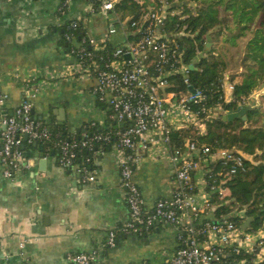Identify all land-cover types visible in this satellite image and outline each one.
<instances>
[{
	"label": "crops",
	"instance_id": "0c3cea01",
	"mask_svg": "<svg viewBox=\"0 0 264 264\" xmlns=\"http://www.w3.org/2000/svg\"><path fill=\"white\" fill-rule=\"evenodd\" d=\"M58 5L59 0H0V93L5 95L0 114L13 111L26 90L37 86L31 103L38 119L65 122L73 133L87 122L105 129L116 122L93 93L95 78L66 49L63 26L79 18L97 45L105 38L114 47L126 40L125 26L111 13L104 18L87 13L84 0L73 1L59 19ZM111 22L115 31L106 36ZM24 154L27 168L11 178L0 172V264H70L68 255L92 249L98 250L93 264H164L180 246L181 224L156 221L142 235L118 231L128 208L111 148L97 152L93 180L86 182L76 166H62L56 152L33 145ZM193 178L198 190L204 189L201 168ZM133 180L147 210L173 195L174 164L160 141L135 166ZM208 211L200 219L209 217ZM110 230L117 231L116 244L105 247Z\"/></svg>",
	"mask_w": 264,
	"mask_h": 264
},
{
	"label": "built area",
	"instance_id": "2783aa9c",
	"mask_svg": "<svg viewBox=\"0 0 264 264\" xmlns=\"http://www.w3.org/2000/svg\"><path fill=\"white\" fill-rule=\"evenodd\" d=\"M73 1L75 0H59V19L66 14L64 10H68ZM84 1L87 13L96 16L111 13L116 17L117 24L125 26L126 40L108 53L103 52L107 42L105 38L97 45L86 33L75 35L74 31L79 24L83 27L79 18L64 22V39L70 44L68 52L77 58L83 72L95 78L93 93L99 103L108 107L116 124L105 128L103 132L91 135L83 132L79 139L72 137L52 143L46 122L40 121L32 113L31 98L38 90V87L34 86L26 90L22 101L11 114H0L1 175L11 178L17 171L29 166L24 154L25 141L44 143L46 154L49 150L56 152L59 163L64 167L74 166L73 160L78 149H91L94 142L110 143L128 208V217L118 228L121 234H145L156 221L181 224V244L164 264H221V257L228 248L233 252H239L241 249L254 252L256 247L263 244L264 222L255 232L244 231L226 219L214 224L206 222L201 229L195 227V221L211 207L205 180L209 166L219 160L226 167L228 175L245 168L242 156L235 149L211 150L207 145L199 148L192 139L185 140L183 147L170 146L169 132L172 129L192 125L203 132L204 120L228 114L220 104L205 110L204 104L201 103V108L195 110L193 105L205 98L200 89L192 87L194 91L188 89L178 92L167 89L170 86L168 77L173 73L182 74L184 82L188 83L190 65L182 59L184 49L178 40L180 34L185 33H172L164 29L171 17L178 15L179 19L183 18L180 13H175L176 9H172L173 1L149 0L148 4L141 7L138 17L132 20L129 26V18L120 20L114 13L115 3L119 0ZM135 1L140 5L144 3V0ZM114 31L115 24L111 22L107 27L106 36ZM199 54L197 52V55ZM232 91L233 85L225 77V101L232 99ZM4 98L5 95L0 93V105ZM201 111L206 114L204 118L200 117ZM158 141L169 151V159L174 164L177 188L169 199H159L147 210L141 192L133 180V172L143 155ZM86 161H90V157H87ZM199 168L202 169L204 186L201 191L193 178L194 172ZM76 169L83 182L93 180L94 170L88 169L86 165H79ZM210 188L221 195H224L226 190L220 185H211ZM204 233L207 238L198 240V236ZM116 234V230L108 232L105 247L116 244ZM97 255L98 250L92 249L70 254L68 261L70 264H93ZM258 256H262L260 259L264 258V248L260 247ZM258 256L257 260H260ZM241 263L242 261L239 264Z\"/></svg>",
	"mask_w": 264,
	"mask_h": 264
},
{
	"label": "trees",
	"instance_id": "16d2710c",
	"mask_svg": "<svg viewBox=\"0 0 264 264\" xmlns=\"http://www.w3.org/2000/svg\"><path fill=\"white\" fill-rule=\"evenodd\" d=\"M170 1H173L172 9L182 8L181 15L185 17L181 19L178 16L171 17L164 29L172 33L180 31L185 33L180 34L178 38L181 48L184 49L182 59L192 64L193 68H189L187 74L189 85L184 82L182 74L173 73L168 77L170 86L167 89L177 92L188 90L189 86L200 89L205 98L193 105L195 110L201 108V103L204 104L205 110L220 104L228 113H237L231 119H223L224 114L207 118L204 120L203 132L192 125L172 129L169 132L170 146L183 147L185 140L192 139L199 148L207 145L211 150L235 149L242 156L245 168L228 175L226 167L219 160L209 166L210 170L205 174V180L213 209L208 211L209 217L197 219L195 227L201 229L206 222L214 224L226 219L243 228L244 231L255 232L264 222V110L260 106L252 107L247 100L264 84V0ZM148 3L149 0H144L141 5L135 0H119L115 3L114 13L120 20L129 18L127 20L129 26L130 22L138 17L141 7ZM189 3H200L201 6L195 14H191L187 8ZM65 26L66 23L63 31L66 30ZM215 28L217 29L213 30ZM74 32L75 35L81 36L85 34V29L79 24ZM248 34L251 36L240 58L241 71L228 74V80L233 85L232 99L225 101L223 81L227 65L225 54L217 51V42L223 39V42L235 44L237 39ZM62 35L64 37V32ZM208 36L210 40H207ZM65 47L69 50L70 44L66 42ZM113 48L111 43L106 42L103 52L111 53ZM197 52L200 54L197 55ZM241 109H244V112L239 114ZM205 115L200 112V117L204 118ZM46 124L51 133L52 143L72 137L79 139L83 132L91 135L105 131L96 122L84 123L74 133L69 131L65 122L52 121ZM41 145L43 147L45 144L41 143ZM32 146L33 143L24 142V150ZM109 148L110 143L94 142L91 149H78L73 165L76 167L86 165L88 169L93 170L97 152L107 151ZM43 149L45 151L44 147ZM50 152L51 150L48 153ZM87 157H90L88 162ZM211 185H220L228 191V194L221 195L218 191L211 190ZM244 222L248 225L242 227ZM206 238L205 233L198 236V240ZM260 247L264 248V239ZM260 247H256L251 253L245 249L233 252L228 248L221 257V264H238L241 261V264H264V258L257 260Z\"/></svg>",
	"mask_w": 264,
	"mask_h": 264
},
{
	"label": "rangeland",
	"instance_id": "374dc122",
	"mask_svg": "<svg viewBox=\"0 0 264 264\" xmlns=\"http://www.w3.org/2000/svg\"><path fill=\"white\" fill-rule=\"evenodd\" d=\"M200 3H189L187 5V8L191 11V14H195L197 9L200 8ZM182 8H176V14H182ZM178 16V15H176ZM185 17V15H182ZM104 18V16H102ZM217 28L213 29L216 30ZM251 35L248 34L245 37H241L236 40L235 44H231L230 42H223V39H220L219 42H217V51L222 52L225 54V61H226V78H228V74H234L236 72L241 71L240 67V58L244 52L245 44L247 40L249 39ZM211 38L208 36L207 40H210ZM210 43L208 42L207 45ZM223 46V47H222ZM249 103L252 107L253 106H260L262 110H264V84L260 86L259 89L253 92V94L250 96ZM263 256V255H262ZM262 256H258V259H260Z\"/></svg>",
	"mask_w": 264,
	"mask_h": 264
},
{
	"label": "water",
	"instance_id": "95a60500",
	"mask_svg": "<svg viewBox=\"0 0 264 264\" xmlns=\"http://www.w3.org/2000/svg\"><path fill=\"white\" fill-rule=\"evenodd\" d=\"M189 68H193V65L190 64V65H189ZM189 90H190V91H194V89H193L191 86L189 87ZM243 112H244V109H241L238 113H239V114H242ZM11 113H12V111L9 112V114H11ZM235 115H237L236 112H234V113H228V114H226V115H223V119H226V118H227V119H231V118L234 117ZM33 145H34V146H38L39 149L42 148V145H41V144L33 143ZM51 153H54V151L52 150ZM40 156H41V158H42L41 160H43V154H42V153L40 154ZM248 220H250V219H248ZM248 220H247V221H248ZM247 225H248V223H247V222H244V224L242 225V227H245V226H247Z\"/></svg>",
	"mask_w": 264,
	"mask_h": 264
}]
</instances>
